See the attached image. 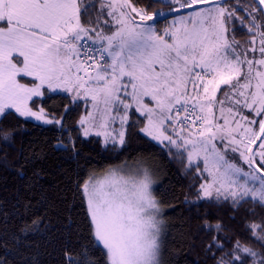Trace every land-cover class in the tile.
<instances>
[{
	"label": "snow or ice",
	"instance_id": "6c2138e0",
	"mask_svg": "<svg viewBox=\"0 0 264 264\" xmlns=\"http://www.w3.org/2000/svg\"><path fill=\"white\" fill-rule=\"evenodd\" d=\"M166 2L167 14L138 9L131 0H109L105 14L115 30L107 35L100 27L110 26L106 20L97 17L96 27L81 23L82 13L93 7H82V0H0V118L14 109L19 117L60 123L45 108L30 106L47 85L71 92L73 99H91L101 122L92 113L82 117L84 136L99 127L104 131L96 134L105 144L124 145L127 112L134 107L146 118L145 136L169 151L182 150L190 168L203 162L200 175L209 179L199 185L197 199L222 198L234 211L249 200L264 207V31H253L262 26L248 28L253 47L238 51L229 29L231 19L243 22L238 4ZM254 3L248 12L253 21L255 13H264V0ZM169 16L174 19L157 28ZM257 51L259 59L249 58ZM18 77H33L36 83L30 86ZM116 105L125 115H111ZM245 109L259 119L244 116ZM117 118L121 130L110 133ZM13 135L0 129V141L8 146ZM228 153L238 154L248 171ZM141 171L124 176L111 170L102 180L90 178L82 185L92 235L106 250L108 264H161L159 202L149 169ZM203 227L211 236L207 250L222 253L216 264H264V219L246 221L231 235L223 223L206 221ZM65 259L66 264H94L86 249L79 257L66 252Z\"/></svg>",
	"mask_w": 264,
	"mask_h": 264
},
{
	"label": "trees",
	"instance_id": "16d2710c",
	"mask_svg": "<svg viewBox=\"0 0 264 264\" xmlns=\"http://www.w3.org/2000/svg\"><path fill=\"white\" fill-rule=\"evenodd\" d=\"M131 2L149 13L159 9L167 14L169 7L166 0ZM227 3L238 4L237 17H243V22L239 18L229 21L230 39L239 43L238 51L250 49L252 33L248 28L258 24L262 27L257 30L264 31V13H255L253 21L248 12L256 7L254 0ZM86 4L93 7L86 16L82 13V23L96 27L99 17L110 25L100 27L111 33L113 22L105 14V1L82 0L81 6ZM253 56L260 58L258 51L249 53V58ZM18 79L36 83L31 77ZM43 91L42 97H33L35 103L30 101V106L45 108L50 119L60 123L19 117L13 109L6 111V119L0 118V129L14 133L12 146L0 141V264H66V252L79 257L85 249L94 264H108L106 250L92 235L81 188L91 175L123 162H140L155 180L154 194L164 207L161 264H216L222 253L216 248L207 250L211 236L203 227L206 221L227 225L225 234L231 235L230 230H242L246 221L264 219V207L255 201L249 200L234 211L231 202L222 198L197 199L199 185L209 178L206 173L200 175L203 162L199 169L190 168L182 150L169 151L145 136L141 129L146 118L134 107L125 124V144H105L101 135L84 136L79 123L89 112L91 99H73L72 94L54 92L47 86ZM242 114L259 119L247 109Z\"/></svg>",
	"mask_w": 264,
	"mask_h": 264
},
{
	"label": "rangeland",
	"instance_id": "374dc122",
	"mask_svg": "<svg viewBox=\"0 0 264 264\" xmlns=\"http://www.w3.org/2000/svg\"><path fill=\"white\" fill-rule=\"evenodd\" d=\"M105 1V5L107 6V4L109 3V0H104ZM107 10H108V8H107ZM111 18V17H110ZM172 19H174V17L172 18ZM171 19V20H172ZM171 20H170V22H171ZM81 23H82V21H81ZM83 24V23H82ZM85 26V25H84ZM166 26V25H165ZM87 27V26H86ZM111 28H112V31H114L115 30V28H114V24L112 23L111 24ZM111 31V32H112ZM256 32H258V30L256 29L255 30ZM105 34H107V35H110L111 33L110 32H104ZM257 37V39L259 38L258 37V35L256 36ZM90 43V42H89ZM31 78H33V77H31ZM21 83H23V82H21ZM123 83H128V79L127 78H124V80H123ZM27 84H29V83H27ZM30 86H31V84H29ZM45 86H47V85H45ZM51 90V89H50ZM130 90V89H129ZM53 91V90H52ZM54 92H66V91H64L63 89H56ZM66 93H70V94H72L71 92H66ZM73 95V94H72ZM122 98H124L123 96H122ZM90 99V98H89ZM146 99H148V102H150V98H148V97H145L144 98V101H145V103H148L147 101H146ZM125 102L126 103H128V102H130V101H128L127 99H125ZM8 110H11V109H6L5 111H8ZM14 110V109H13ZM89 113H92L93 114V116L96 118V123L97 124H99L100 122H101V113H98V112H96L94 109H93V107H92V102L90 103V109H89V112L87 113V114H85V115H83V117H85V116H87ZM111 115L113 116V117H118V116H123V115H125V112H124V109H123V107L122 106H120V105H116V106H114L113 108H112V110H111ZM127 115H128V119H129V110H128V112H127ZM50 118V117H49ZM31 119H34V118H31ZM35 120V119H34ZM38 121V120H37ZM40 122H43V121H40ZM121 130V125H120V121H119V119L117 118V119H115L112 123H110V125H109V127H108V129H107V131H109L110 133H113V134H115V132H119ZM123 130H125V126H124V129ZM104 131V129H101V128H99V127H94V128H92V130H91V133H97V132H103ZM166 134L167 135H170V133L168 134V132L166 131ZM103 138H104V136L103 135H101ZM175 138V137H174ZM220 141H217V147H220ZM229 155H232V156H228V159L229 160H231L232 162H234V163H236L238 166H241V167H243L244 168V170L245 171H248V168H247V166L244 164V162L238 157V154H236V153H228ZM227 154V155H228ZM233 159L235 160V161H233ZM142 168H145V166H143L140 162H138V161H132V162H123V163H120V164H117V165H113V166H111V167H109L105 172H103V173H98V174H94V175H91L86 181H88L90 178H92V179H97V180H102L105 176H107L108 174H109V172L111 171V170H116V171H118L121 175H124V176H129V175H136V176H139V175H142V171H141V169ZM152 179H153V181H154V183L152 184V193H153V196L156 198V196H155V194H154V187H155V180H154V178L152 177ZM209 179V178H208ZM156 200L159 202V200L156 198ZM159 207H160V212L158 213V219L161 221V225H160V227H161V235H160V241L162 240V235H163V225H164V218H163V212H164V207L161 205V203L159 202ZM160 261H161V251H160Z\"/></svg>",
	"mask_w": 264,
	"mask_h": 264
}]
</instances>
